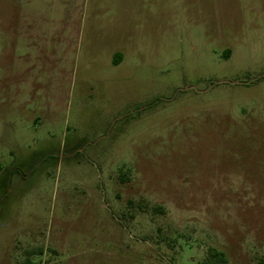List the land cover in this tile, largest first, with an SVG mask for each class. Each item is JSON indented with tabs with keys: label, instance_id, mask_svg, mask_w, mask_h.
Returning a JSON list of instances; mask_svg holds the SVG:
<instances>
[{
	"label": "rangeland",
	"instance_id": "rangeland-1",
	"mask_svg": "<svg viewBox=\"0 0 264 264\" xmlns=\"http://www.w3.org/2000/svg\"><path fill=\"white\" fill-rule=\"evenodd\" d=\"M36 248L264 262V0H0V264Z\"/></svg>",
	"mask_w": 264,
	"mask_h": 264
},
{
	"label": "trees",
	"instance_id": "trees-1",
	"mask_svg": "<svg viewBox=\"0 0 264 264\" xmlns=\"http://www.w3.org/2000/svg\"><path fill=\"white\" fill-rule=\"evenodd\" d=\"M116 57L118 56L116 55ZM113 63L117 64L118 59L113 58ZM35 254L41 255L42 248L26 250L24 253L22 264H39L32 259V256ZM200 264H227V258L223 251L216 248H209L207 251V257ZM257 264H264V262L262 260H259Z\"/></svg>",
	"mask_w": 264,
	"mask_h": 264
}]
</instances>
